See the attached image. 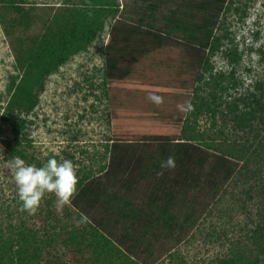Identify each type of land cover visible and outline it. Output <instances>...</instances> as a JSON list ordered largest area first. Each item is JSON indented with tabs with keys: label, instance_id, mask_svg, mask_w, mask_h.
<instances>
[{
	"label": "rangeland",
	"instance_id": "obj_1",
	"mask_svg": "<svg viewBox=\"0 0 264 264\" xmlns=\"http://www.w3.org/2000/svg\"><path fill=\"white\" fill-rule=\"evenodd\" d=\"M80 1L0 0V241L29 234L65 264H83L72 262L63 245L79 212L139 264H264V237L256 233L264 224V179L256 188L248 176L256 166L264 175V131L254 123L238 128L230 114L246 113L248 120L255 101L264 109V0H117V12L104 16L86 49L43 77L28 110L11 105L10 82L22 76L27 53L55 18ZM216 12L207 28L206 67L198 78V72L181 76L194 92L184 97L187 139L179 141L175 158V144L151 141L157 126L170 122L150 110L155 104L145 86L104 81L107 47L124 52L126 61L135 59L140 36L127 44L120 39L131 25L185 43L184 28ZM202 32L195 34L205 39ZM179 56L175 46L165 47L125 64L132 79L143 72L145 81L154 75L150 82L163 81L175 77ZM170 83L185 95L180 82ZM118 94L125 107L114 104ZM167 102L163 106L170 108ZM16 120L23 129L11 151ZM17 156L37 167L51 158L71 160L78 176L71 203L59 208L56 196L45 193L34 215L21 211L9 167ZM169 156L176 166L162 170Z\"/></svg>",
	"mask_w": 264,
	"mask_h": 264
},
{
	"label": "trees",
	"instance_id": "obj_2",
	"mask_svg": "<svg viewBox=\"0 0 264 264\" xmlns=\"http://www.w3.org/2000/svg\"><path fill=\"white\" fill-rule=\"evenodd\" d=\"M92 5L95 7L92 8ZM117 6V0H81L78 5L65 9L59 17L55 18L53 26L46 28L45 33L39 38L38 46L27 53V57L23 60V65L21 64L24 67V71L18 82H10L12 90L10 104L21 106L28 110L34 103L35 93L41 87L43 77L54 72L71 56L85 50L102 30L104 16L107 14L114 15L117 12ZM214 17H218V12L201 18L199 24L193 25L194 27L184 28L188 33L185 43L176 41L169 36L163 37V35L149 30L141 31L135 25L129 26L124 30L120 39L127 44L131 40V36H136L138 39L139 35L138 42L140 44L133 49V53L135 52L137 57L135 59L131 57V60L128 61L124 59L126 56V54H123L124 52L118 50V54V51L114 52L113 48L107 47L109 52L106 53L107 61L104 81L110 80L116 84L122 83L124 85V81L131 83L138 80L139 84L145 86L147 93L160 95L164 98V102L168 101L167 103L172 104L170 108L163 106V103L150 106V110L154 111V115L170 122V125L163 128H161L162 125H158L151 141L166 144L165 147L167 148H169L168 145L170 143L175 144L173 145L176 147L175 149L173 148L175 158L180 157L182 143L179 141L183 140V138L187 139L185 138L187 132L183 126V117L186 109L184 107V110L181 111L174 104L179 102L185 105L184 97L190 92H194L192 88H187L186 78L183 79L181 76L198 72L196 76L198 78L202 67H206L207 56L205 49L208 45L211 48L210 39L212 37V32L207 30V28L213 25L212 19ZM202 30L205 39L197 36ZM195 32L198 34H195ZM173 46L180 51L179 62L172 71L175 77L170 75L166 80L150 82V79L156 80V76L154 75V78L145 81L146 75L142 72L136 74L135 78L132 79L130 75L131 66L128 63L125 64L126 62L135 63L139 59L138 56H145L159 48L162 51L165 47ZM169 66H175V63L167 61V67ZM141 70H148V68L143 66ZM156 72L154 71V74H157ZM171 81L180 82V87L187 90L185 95L182 92H174L172 89L174 86L170 83ZM120 95L118 94L117 98L113 99V102L121 108L125 107V104H122L119 100ZM255 104L256 107L251 108L247 113L249 116L248 120L244 119L246 113L245 115H236L234 111L230 113L234 117L233 123L238 128L251 129L252 123H254L257 130L261 128L264 131V109L258 101H255ZM22 129V120L13 122L14 141L8 145L11 151L19 143L18 138ZM246 166V164H243L242 168H246ZM254 170V172H249L248 176L254 180L256 188H260L262 186L260 185V180L264 179V175L258 171L257 166L254 167ZM261 184H264V180H262ZM78 186V191L81 195L87 194V186L83 185L82 182ZM117 210H119L117 214L121 219L123 212L121 208ZM162 212V216H166L165 208L162 209ZM76 214L78 218L77 225H74L63 239V245L67 249L72 262L83 264H139L125 255L109 236L101 232L100 229L95 228L79 212ZM256 233L264 237V224L257 227ZM40 241L35 236L24 233H18L14 237L0 241V264H65L60 257L44 252ZM217 264L232 263L220 261Z\"/></svg>",
	"mask_w": 264,
	"mask_h": 264
},
{
	"label": "clouds",
	"instance_id": "obj_3",
	"mask_svg": "<svg viewBox=\"0 0 264 264\" xmlns=\"http://www.w3.org/2000/svg\"><path fill=\"white\" fill-rule=\"evenodd\" d=\"M147 99L153 104L160 105L164 98L150 93ZM184 104H178L179 110H184ZM175 158L169 156L161 163V169H174ZM9 167L13 170L17 196L21 202V211L34 215L45 193H52L57 198V207L71 203L76 194L78 183L77 166L71 160L55 158L48 159L42 166L28 165L20 157H14ZM163 175V171L158 173Z\"/></svg>",
	"mask_w": 264,
	"mask_h": 264
}]
</instances>
